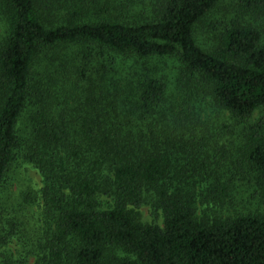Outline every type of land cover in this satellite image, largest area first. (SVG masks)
<instances>
[{"label":"trees","instance_id":"trees-1","mask_svg":"<svg viewBox=\"0 0 264 264\" xmlns=\"http://www.w3.org/2000/svg\"><path fill=\"white\" fill-rule=\"evenodd\" d=\"M221 1L0 0V195L20 161L40 176L21 194L41 202L35 264H264V214L197 216L245 168L264 188V121L228 175L189 163L206 98L236 121L264 111V0H238L205 49ZM148 195L162 227L141 220Z\"/></svg>","mask_w":264,"mask_h":264},{"label":"rangeland","instance_id":"rangeland-1","mask_svg":"<svg viewBox=\"0 0 264 264\" xmlns=\"http://www.w3.org/2000/svg\"><path fill=\"white\" fill-rule=\"evenodd\" d=\"M237 3L238 0H222L206 19L205 25L198 33V41L202 47L206 49L209 47L208 44L213 43L212 37L221 24L235 15L234 9ZM256 24L262 25L264 30V16L262 20H256ZM2 34L1 28L0 36ZM149 63L153 66L156 62L149 61ZM122 64L128 68L131 63L128 61ZM178 66L175 60H166L164 66L160 65L159 68L161 73L170 78L171 94L175 93L173 82L179 70ZM202 106L198 125L210 138L208 142L201 145L197 157L189 163L195 162L196 167L202 165L207 169L217 170L221 175H228L230 171H233V163L237 165L241 163L237 162L241 160L237 151L241 145L240 134L256 122L264 121V111H258L248 120L241 122L233 120L228 113L217 109L210 98H206ZM249 173L245 168L240 180L229 185V196L223 199L221 204L211 200L204 206L199 203L197 216H211L216 212L213 210L221 211L224 215L234 211L264 214V188ZM5 186L4 192L0 195V236L6 237L11 243L2 250L11 253L12 261L9 264H35L36 257L32 254L35 252V245H38L43 238L44 230L41 202L36 200V203L24 204L22 196L30 194L29 191L39 193L43 187L40 176L32 165L20 161L12 169ZM22 193L24 194L21 196ZM154 201L153 196L146 197L139 209L141 220L144 224L162 227L163 219L161 213L155 209Z\"/></svg>","mask_w":264,"mask_h":264}]
</instances>
